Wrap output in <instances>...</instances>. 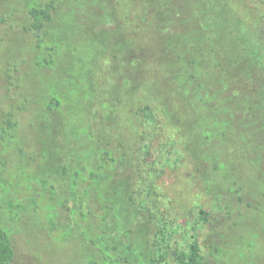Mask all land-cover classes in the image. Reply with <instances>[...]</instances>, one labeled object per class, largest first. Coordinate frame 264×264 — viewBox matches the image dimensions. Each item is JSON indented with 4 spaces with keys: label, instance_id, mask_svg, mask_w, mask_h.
Listing matches in <instances>:
<instances>
[{
    "label": "trees",
    "instance_id": "1",
    "mask_svg": "<svg viewBox=\"0 0 264 264\" xmlns=\"http://www.w3.org/2000/svg\"><path fill=\"white\" fill-rule=\"evenodd\" d=\"M6 21L0 264L23 221L69 264H264L260 232L228 258L264 215V0H22Z\"/></svg>",
    "mask_w": 264,
    "mask_h": 264
},
{
    "label": "rangeland",
    "instance_id": "2",
    "mask_svg": "<svg viewBox=\"0 0 264 264\" xmlns=\"http://www.w3.org/2000/svg\"><path fill=\"white\" fill-rule=\"evenodd\" d=\"M22 5V0H0V11L1 15L5 16L7 13L12 10L13 8L19 7ZM21 19V14L19 12L16 13L15 15V20H20ZM9 22H0V38L6 35V32L9 28ZM12 30V29H11ZM14 30V29H13ZM13 32V31H12ZM15 36H22L19 31H14ZM4 46V45H3ZM2 46H0V49ZM3 63V62H2ZM5 67V65L0 63V69L2 67ZM26 66H22V70H25ZM7 82H6V77L4 76L3 72L0 73V113L1 110L4 108V106L7 104ZM26 114V113H25ZM23 117L27 116V114ZM239 169L245 174L246 168L243 166V164H239ZM178 171V170H177ZM177 171L175 172L174 169L168 168L167 172L165 175H163L161 179V184L163 187H169L174 183H177L178 181V176H177ZM184 179V178H181ZM182 184L179 182L178 187L181 186ZM196 201L198 200V196L200 195L199 201L201 200L206 201V194L201 192V190L196 187ZM199 194V195H198ZM202 195V196H201ZM208 200V199H207ZM152 201L154 203L156 202V197L152 195ZM157 203V202H156ZM165 208V206H162V209ZM170 212L172 211H166L165 212V217L168 219L170 218ZM172 216V215H171ZM235 218V216H234ZM256 221V226L257 228H251V226L247 223L242 225L241 228V237L236 236L233 238L232 243L235 245L231 250L228 255L229 260L232 259L234 262H237L238 259V253L239 249L242 247V242H249L256 239V235L258 232H260L259 238L257 239L255 248L250 251H246L245 253L248 256H253L255 257L260 254V257L262 261H264V215L261 216V214L257 217H255ZM26 221H23V227L18 226L16 223L14 224V229L15 231L13 232V243L15 247V258L11 262V264H69V262L73 259L72 257V252H73V246L72 244H64V243H57V242H52L51 239H49L48 236L44 235L45 232L41 231L40 229H30L28 226H25ZM218 231H224V229L208 224L204 226V228L200 231L199 233V240L201 244L203 245L205 253H207L210 250L209 245L215 242L216 240V233ZM241 246V247H239ZM243 250V247L242 249ZM227 258V257H226ZM209 264H217L212 258H209L207 260Z\"/></svg>",
    "mask_w": 264,
    "mask_h": 264
}]
</instances>
